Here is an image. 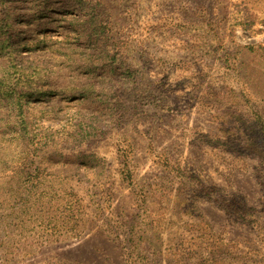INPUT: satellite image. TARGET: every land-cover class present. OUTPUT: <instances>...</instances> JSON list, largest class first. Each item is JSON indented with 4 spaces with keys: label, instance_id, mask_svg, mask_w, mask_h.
I'll use <instances>...</instances> for the list:
<instances>
[{
    "label": "rangeland",
    "instance_id": "374dc122",
    "mask_svg": "<svg viewBox=\"0 0 264 264\" xmlns=\"http://www.w3.org/2000/svg\"><path fill=\"white\" fill-rule=\"evenodd\" d=\"M0 264H264V0H0Z\"/></svg>",
    "mask_w": 264,
    "mask_h": 264
},
{
    "label": "trees",
    "instance_id": "16d2710c",
    "mask_svg": "<svg viewBox=\"0 0 264 264\" xmlns=\"http://www.w3.org/2000/svg\"><path fill=\"white\" fill-rule=\"evenodd\" d=\"M254 159H259V160H263V158H259L258 156H254Z\"/></svg>",
    "mask_w": 264,
    "mask_h": 264
}]
</instances>
